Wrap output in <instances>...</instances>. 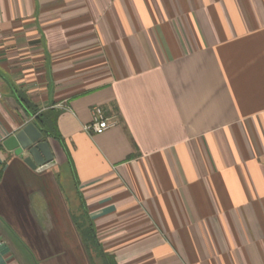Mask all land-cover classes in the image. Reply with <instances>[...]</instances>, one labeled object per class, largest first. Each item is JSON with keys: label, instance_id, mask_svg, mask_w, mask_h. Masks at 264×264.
I'll return each instance as SVG.
<instances>
[{"label": "crops", "instance_id": "obj_1", "mask_svg": "<svg viewBox=\"0 0 264 264\" xmlns=\"http://www.w3.org/2000/svg\"><path fill=\"white\" fill-rule=\"evenodd\" d=\"M47 109L36 171L2 144ZM0 163V264H103L82 214L115 264H264V0H0Z\"/></svg>", "mask_w": 264, "mask_h": 264}, {"label": "water", "instance_id": "obj_2", "mask_svg": "<svg viewBox=\"0 0 264 264\" xmlns=\"http://www.w3.org/2000/svg\"><path fill=\"white\" fill-rule=\"evenodd\" d=\"M3 147L15 155H25L23 162L33 170L42 171L55 164L52 151L33 124H28L3 142Z\"/></svg>", "mask_w": 264, "mask_h": 264}, {"label": "trees", "instance_id": "obj_3", "mask_svg": "<svg viewBox=\"0 0 264 264\" xmlns=\"http://www.w3.org/2000/svg\"><path fill=\"white\" fill-rule=\"evenodd\" d=\"M19 100L23 108L25 109L29 108L33 110V107L30 105V103H28V101L24 96H19ZM58 115H59V111H56L54 109H47L38 113L34 117V123L41 132V134L43 135L45 140L49 139L56 141L57 143H59L61 148H63L64 152L67 154L65 147L61 144V138L60 135L58 134V130L56 127V119ZM67 159L69 161V165L71 166V170H72V165L68 158V155H67ZM74 222L81 235L83 242L87 246H92L96 249L97 255L102 260V263L115 264L113 258L105 254L101 250L100 246L97 244L94 230L92 228L91 223L86 220L85 214L75 217Z\"/></svg>", "mask_w": 264, "mask_h": 264}, {"label": "rangeland", "instance_id": "obj_4", "mask_svg": "<svg viewBox=\"0 0 264 264\" xmlns=\"http://www.w3.org/2000/svg\"><path fill=\"white\" fill-rule=\"evenodd\" d=\"M60 177H62L61 179L63 180V183L66 182L63 178L65 177L64 175H60ZM10 190H6L5 192L3 191L2 192V196L4 197H1V201H2V207L6 210V211H9L10 210V202L11 200H15L17 201L18 203L21 202V193H17V191L15 192V194L13 195V198H12V193H9ZM12 217V216H11ZM5 220L8 221V224L13 226V223L12 221H10L9 219L5 218ZM2 225V223H0V226ZM0 232L1 234L3 235V237L6 239V241H8L9 244L13 243L14 244V247L17 248V244L15 243V240L13 239V236L11 237V235L9 234V232H6V231H2L1 228H0ZM13 244L10 245L13 247ZM14 250V249H13ZM16 251V250H15ZM16 256H17V259L21 262L20 264H29L28 261H27V257H24L21 252H17L16 251ZM98 256V255H97Z\"/></svg>", "mask_w": 264, "mask_h": 264}, {"label": "built area", "instance_id": "obj_5", "mask_svg": "<svg viewBox=\"0 0 264 264\" xmlns=\"http://www.w3.org/2000/svg\"><path fill=\"white\" fill-rule=\"evenodd\" d=\"M112 124L109 122L108 118L104 117L100 108H94L92 112V121L89 125L84 127L86 132H92L94 134H101L107 130ZM2 170V165L0 163V171ZM4 240L0 235V249L4 246Z\"/></svg>", "mask_w": 264, "mask_h": 264}]
</instances>
